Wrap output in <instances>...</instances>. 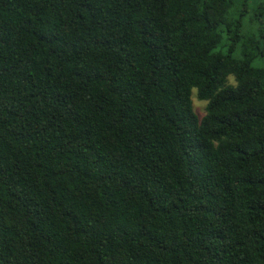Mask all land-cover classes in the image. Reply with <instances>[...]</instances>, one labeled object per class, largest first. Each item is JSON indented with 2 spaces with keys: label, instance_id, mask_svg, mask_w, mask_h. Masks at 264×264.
<instances>
[{
  "label": "trees",
  "instance_id": "1",
  "mask_svg": "<svg viewBox=\"0 0 264 264\" xmlns=\"http://www.w3.org/2000/svg\"><path fill=\"white\" fill-rule=\"evenodd\" d=\"M0 264H264V0H0Z\"/></svg>",
  "mask_w": 264,
  "mask_h": 264
},
{
  "label": "rangeland",
  "instance_id": "2",
  "mask_svg": "<svg viewBox=\"0 0 264 264\" xmlns=\"http://www.w3.org/2000/svg\"><path fill=\"white\" fill-rule=\"evenodd\" d=\"M229 83L233 84V79L232 78H229ZM192 103H193L194 112L198 116V118L203 117L204 114H205V105H206V103L205 102H200V101H198L196 99L195 91H193V94H192Z\"/></svg>",
  "mask_w": 264,
  "mask_h": 264
}]
</instances>
